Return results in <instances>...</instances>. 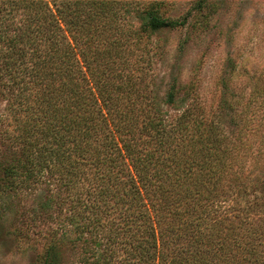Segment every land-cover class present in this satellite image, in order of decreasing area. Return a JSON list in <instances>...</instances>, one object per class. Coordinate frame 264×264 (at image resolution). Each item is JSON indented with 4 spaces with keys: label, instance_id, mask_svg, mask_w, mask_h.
<instances>
[{
    "label": "trees",
    "instance_id": "trees-1",
    "mask_svg": "<svg viewBox=\"0 0 264 264\" xmlns=\"http://www.w3.org/2000/svg\"><path fill=\"white\" fill-rule=\"evenodd\" d=\"M171 4L0 0V201L44 184L33 209L57 212L34 264H264V69L243 100L231 62L218 111L172 67L159 91L157 35L216 6Z\"/></svg>",
    "mask_w": 264,
    "mask_h": 264
},
{
    "label": "rangeland",
    "instance_id": "rangeland-1",
    "mask_svg": "<svg viewBox=\"0 0 264 264\" xmlns=\"http://www.w3.org/2000/svg\"><path fill=\"white\" fill-rule=\"evenodd\" d=\"M168 1L172 3L171 13L179 15L195 0ZM211 1L216 6L204 29L179 27L157 35L162 53L155 58L150 72L155 78L154 87L162 92L172 67V71H178L182 83L197 82V99L206 111H218L224 92L222 79L229 75L231 62L237 65V75L234 72L232 79L239 87L233 85L243 100L251 89L252 80L248 78L251 72L264 69V0ZM166 110L171 116L179 113L171 107ZM0 112L5 115L6 124L12 125L8 101L3 94H0ZM44 188L41 184L35 191H22L11 197L8 203L0 201V264H34L44 236L58 225L57 212L50 219L33 209L36 200H43L49 194ZM40 194L42 198L37 197ZM14 228L28 242L18 240ZM61 251L64 264H80L83 259L79 248L72 250L65 246Z\"/></svg>",
    "mask_w": 264,
    "mask_h": 264
}]
</instances>
